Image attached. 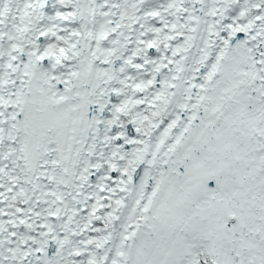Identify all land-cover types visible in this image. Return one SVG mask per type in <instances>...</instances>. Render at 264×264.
Segmentation results:
<instances>
[{"label": "snow or ice", "instance_id": "obj_1", "mask_svg": "<svg viewBox=\"0 0 264 264\" xmlns=\"http://www.w3.org/2000/svg\"><path fill=\"white\" fill-rule=\"evenodd\" d=\"M0 264H264V0H0Z\"/></svg>", "mask_w": 264, "mask_h": 264}]
</instances>
